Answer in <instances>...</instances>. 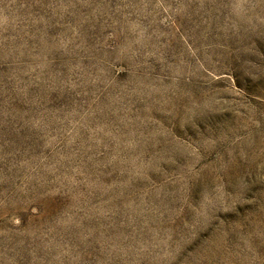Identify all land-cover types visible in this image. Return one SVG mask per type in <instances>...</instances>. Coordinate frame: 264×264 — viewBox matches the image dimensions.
Here are the masks:
<instances>
[{"label":"rangeland","instance_id":"1","mask_svg":"<svg viewBox=\"0 0 264 264\" xmlns=\"http://www.w3.org/2000/svg\"><path fill=\"white\" fill-rule=\"evenodd\" d=\"M0 264H264V0H0Z\"/></svg>","mask_w":264,"mask_h":264}]
</instances>
